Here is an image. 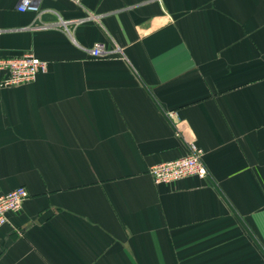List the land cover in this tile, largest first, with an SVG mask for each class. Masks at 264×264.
Returning <instances> with one entry per match:
<instances>
[{"label":"crops","instance_id":"0c3cea01","mask_svg":"<svg viewBox=\"0 0 264 264\" xmlns=\"http://www.w3.org/2000/svg\"><path fill=\"white\" fill-rule=\"evenodd\" d=\"M20 1L0 60L48 70L0 83V264H264V0ZM190 144L208 177L154 183Z\"/></svg>","mask_w":264,"mask_h":264},{"label":"built area","instance_id":"2783aa9c","mask_svg":"<svg viewBox=\"0 0 264 264\" xmlns=\"http://www.w3.org/2000/svg\"><path fill=\"white\" fill-rule=\"evenodd\" d=\"M18 10L41 14L40 0H21ZM93 57H102L108 54L102 43H97L91 51ZM48 63L28 53L14 58L0 60V75L2 87H16L36 81L38 76L46 73ZM189 154L182 159L171 160L156 164L149 172L154 183L169 184L187 177H208V170L203 161V150L196 144H190ZM26 187H18L9 193L0 196V229L9 221L10 213L18 212L29 198Z\"/></svg>","mask_w":264,"mask_h":264}]
</instances>
